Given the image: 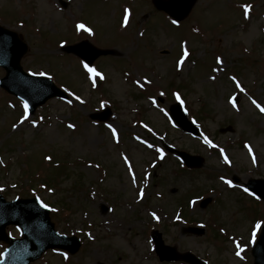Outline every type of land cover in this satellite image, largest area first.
<instances>
[{"label": "rangeland", "instance_id": "obj_1", "mask_svg": "<svg viewBox=\"0 0 264 264\" xmlns=\"http://www.w3.org/2000/svg\"><path fill=\"white\" fill-rule=\"evenodd\" d=\"M152 1L0 0V24L28 46L24 70L69 95L29 116L0 89V193L12 200L36 184L55 228L81 241L68 258L49 250L33 264H190L188 253L208 264L253 263L264 204L246 195L245 183L264 176V112L256 106L264 107V0H194L179 24ZM65 39L113 50L90 66L100 76L61 50ZM176 101L199 135L171 120ZM105 106L107 122L89 117ZM163 143L201 156L202 167L177 172L183 163ZM47 154L65 162L49 190L39 188L52 177ZM188 197L185 219L204 228L200 235L177 217ZM6 230L19 235L16 226ZM159 235L170 262L154 251Z\"/></svg>", "mask_w": 264, "mask_h": 264}, {"label": "water", "instance_id": "obj_2", "mask_svg": "<svg viewBox=\"0 0 264 264\" xmlns=\"http://www.w3.org/2000/svg\"><path fill=\"white\" fill-rule=\"evenodd\" d=\"M193 2L194 0H185L178 4V0H154V4L158 9L170 12L177 19L183 18L188 13ZM0 34L8 35L16 45L15 49L12 46L0 45V64L7 70L5 78L2 79V84L5 88L10 91H16L14 88L12 90L9 88L11 86L8 80L14 81V76L18 74L24 77L29 88L26 91L21 90L19 93L28 98L32 111L49 97L64 95L48 79L30 76L22 71L19 66V60L27 48L16 33L0 26ZM81 44L85 45L88 51L81 49L80 44L67 47L66 49L80 54L88 62H92L100 54L111 52L110 50L94 49L86 42ZM37 89L42 90L36 92ZM104 113L105 115L101 116L102 119H106L109 111L107 110ZM182 156L190 166H199L201 164V160L198 157H192L185 153H182ZM248 186L264 199V180H251ZM207 201L204 200L203 205ZM8 223L21 225L24 231V239L12 241L8 251L5 253L4 260L1 261L2 264H29L31 260L39 257L42 251L48 247H67L71 252H75L78 247L77 243L73 246H68L63 239H60L61 236L54 232L53 225L49 221L48 211L43 209L35 200H17L7 203L0 196V238L7 239L4 235L3 227ZM188 229L198 233L202 232V229L199 228ZM156 249L161 259L170 260L173 258L172 251L162 245L159 237L156 239ZM253 255L256 258L255 264H264V230H262L261 236L253 249ZM190 260L193 264H198L196 261Z\"/></svg>", "mask_w": 264, "mask_h": 264}, {"label": "snow or ice", "instance_id": "obj_3", "mask_svg": "<svg viewBox=\"0 0 264 264\" xmlns=\"http://www.w3.org/2000/svg\"><path fill=\"white\" fill-rule=\"evenodd\" d=\"M245 7V14L247 15V11H248V9L250 8V6H244ZM125 22H127V15L125 16ZM173 23H176V21H173ZM77 29L79 30V29H83V30H85V31H91L90 29H87V28H85V26L83 25V24H78L77 25ZM187 55V52H185V56ZM220 61H219V59H218V63H219ZM84 67L87 69V71L89 72V73H92L93 75H95V76H100V73L99 72H97L94 68H92V67H89L87 64H84ZM102 78V77H101ZM238 87H239V84L237 85ZM241 91H243V89L241 88ZM161 95H163V94H161ZM77 99H79V97H77ZM253 103H256L255 101H253ZM235 106V105H234ZM258 108H260V110L262 111V112H264V107H260V105L259 104H257L256 105ZM24 107H25V109L27 110V107H28V105H27V102H25V104H24ZM162 111H163V109H162ZM26 118V117H25ZM69 127H72V125H69ZM109 128H111V130H112V134H113V136H115L116 135V129L115 128H112V126L111 125H109L108 126ZM205 143H207V144H209L210 146H211V141H209V140H207V138H205ZM149 147H151V145H149ZM224 159H225V162L227 163L228 162V158H227V156H225L224 157ZM223 179V178H222ZM226 183H228L229 185H231V181H226ZM245 191L247 192L248 190L247 189H245ZM42 206H44V207H46V205H42ZM154 216H155V214H153ZM257 229H260V230H264V227H262V222H257V224L254 226V231H253V235L255 236V231L257 230ZM239 247V246H238ZM236 255L237 256H239L240 255V251H237V253H236Z\"/></svg>", "mask_w": 264, "mask_h": 264}]
</instances>
